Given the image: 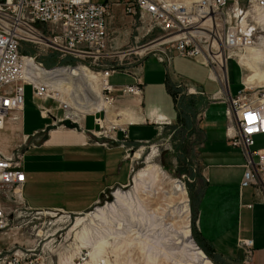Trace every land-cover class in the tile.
<instances>
[{
	"label": "built area",
	"instance_id": "built-area-1",
	"mask_svg": "<svg viewBox=\"0 0 264 264\" xmlns=\"http://www.w3.org/2000/svg\"><path fill=\"white\" fill-rule=\"evenodd\" d=\"M113 5L120 6L124 16L135 25L147 23V32L156 29L174 35L172 41L178 57L201 60L208 69V78L219 86L217 93L225 95L224 114L231 126L229 130H233L228 138L245 157L241 187L259 184L264 173V151L255 146L256 137L264 135V86H246L232 95L226 67L229 60L238 55L240 61L239 55L251 49L261 53L264 62V0H0V131L8 122L21 119L25 87H30L35 99L55 102L56 110L61 112V116H54L51 109L38 106L41 117L52 118L43 130L45 134L52 128L84 132V120L90 116L98 128L97 138L103 139L100 145H118L129 156L133 147L129 144L128 126L120 122L123 112L116 106L120 99L141 104L144 84L141 77L119 90L109 83L114 73L123 71L119 66L101 62L109 57L104 51L107 15ZM35 46L39 51L30 54ZM49 48L58 51V63L44 66L39 58ZM150 53L159 63L169 66L167 54ZM82 68L88 72L99 70L92 78L99 87L95 97L77 93L75 80ZM172 92L178 110L183 94L196 93L182 85ZM148 122L160 128L172 125L160 114H149ZM24 149L25 142L8 152L0 150V192L14 203L8 207L0 202V240L17 228L22 213L30 212L21 202ZM254 246L252 239L239 241L244 264L252 263ZM0 264L47 262L34 249H24L0 251Z\"/></svg>",
	"mask_w": 264,
	"mask_h": 264
},
{
	"label": "rangeland",
	"instance_id": "rangeland-1",
	"mask_svg": "<svg viewBox=\"0 0 264 264\" xmlns=\"http://www.w3.org/2000/svg\"><path fill=\"white\" fill-rule=\"evenodd\" d=\"M146 29L147 23L137 22L135 25L124 16L120 6L111 7L107 15L108 39L104 51L109 57L101 62L119 66L123 71L114 73L109 83L119 90L134 83L136 77H141L147 85L160 81L166 66L150 52L162 51L170 58L167 69L176 86L201 89L196 81L173 73L171 66L178 58L172 41L174 35L156 29L147 32ZM37 51L39 47L35 46L29 53ZM58 59V51L49 48L39 61L44 66H52L58 63ZM194 61L196 58L180 60L175 68L180 70L184 64V69L187 66V71L194 74L196 68L191 66ZM239 64L238 55L227 62L229 91L232 90L229 78L234 77L239 81L242 77ZM262 67L264 69L263 64ZM97 71L89 69L86 72L95 76ZM83 72L75 80L77 93L85 92L95 97L99 87L92 81V76L88 77ZM200 81L205 84L208 94L199 96L191 112L192 119L187 120L188 126L193 125L189 131L181 129L180 123L174 121L171 126H162L159 137L152 134L150 140L153 141L132 145L133 149L128 152V160L132 161L128 186L105 192L95 206L81 215L58 211L22 213L17 228L7 232L0 240V251L7 253L34 249L47 264L71 261L89 264V260H86L88 246L94 247L104 242L106 246L99 258L107 261V264H205L194 251V246L200 249L202 244L192 230L194 209L203 183L197 156L196 122L202 117L205 106L212 102L224 104L225 95L214 94L213 90L219 87L218 84L211 83L207 78ZM25 89L27 94L29 89ZM27 100L26 97L25 103ZM90 124L92 117L86 118L88 128ZM151 128L134 127L133 132L130 131L131 140L135 141V136H138L134 132H148ZM141 172L147 174L143 179L137 177ZM0 202L8 207L14 205L2 192ZM188 232L189 238L186 236ZM202 253L210 264H233Z\"/></svg>",
	"mask_w": 264,
	"mask_h": 264
},
{
	"label": "crops",
	"instance_id": "crops-1",
	"mask_svg": "<svg viewBox=\"0 0 264 264\" xmlns=\"http://www.w3.org/2000/svg\"><path fill=\"white\" fill-rule=\"evenodd\" d=\"M239 57L242 77L239 81L229 78L232 95L246 86H264V78L255 77L248 82L253 70L246 73L249 66H245L255 63L264 77L262 54L251 49ZM255 58L257 62H254ZM186 59L189 58H176L171 67L173 73L182 74L201 85V89L193 87L200 94H183L178 104L179 107L181 102L192 104L191 110H194L199 96L208 94L200 80L207 78L214 82L208 78V69L201 60L196 59L192 63L191 66L198 69H194V74L187 71L189 67L184 69V64L180 70L175 68L178 61ZM243 61L248 62L245 64ZM143 84L141 104L120 99L116 106L123 112L120 122L128 126L131 145L153 141L150 139L154 133L156 138L160 136L162 127L148 122L149 114L151 117L160 114L172 122H177L181 115L172 92L176 84L167 67L160 81L151 82V85L143 81ZM27 88L29 91L26 94L25 89L21 119L8 122L0 131V150L3 152L25 142L22 166L25 183L21 202L27 210L81 215L95 206L105 192L128 186L132 161L128 160L125 149L118 145L101 146L103 139L96 136L98 128L93 122L89 128L86 125V118L90 116L84 120V132L52 128L49 134H45L43 130L52 118L41 117L38 106L51 109L54 116H61V112L56 110L55 102L35 99L30 87ZM213 92L218 94V88ZM225 108V103L212 102L202 109V117L196 122L197 156L203 183L196 204L195 229L202 246L213 256L233 264L244 261L239 241L252 239L255 246L251 264H264V173H261L259 184L241 187L245 157L228 138V133L233 130H229L231 126L224 114ZM192 126H187L188 131ZM134 127L152 128L148 132H134L138 135L134 141L130 135ZM255 148L264 151V135L256 137Z\"/></svg>",
	"mask_w": 264,
	"mask_h": 264
},
{
	"label": "bare ground",
	"instance_id": "bare-ground-1",
	"mask_svg": "<svg viewBox=\"0 0 264 264\" xmlns=\"http://www.w3.org/2000/svg\"><path fill=\"white\" fill-rule=\"evenodd\" d=\"M241 54H244V53H241ZM240 54V55H241ZM239 55V56H240ZM245 55V54H244ZM243 58V57H242ZM244 60V59H243ZM258 61V59H254V62H257ZM245 64H247V62H245V61H243ZM255 63H251V64H248V65H245V66H249L248 67V69L249 70H253L252 72H253V75L251 74V77H249V81L248 82H251L252 81V78H255V77H258V78H264L263 77V75L261 74V72L258 70V69H256V65H254ZM81 71L83 72V73H85L88 77L89 76H92V74L91 75H89V73L88 72H86L87 70L86 69H81ZM85 74L83 75V76H85ZM250 76V75H249ZM92 78H95L94 76H92ZM91 78V79H92ZM90 81V80H89ZM254 81V80H253ZM97 86V85H96ZM153 117H154V115H153ZM146 175L147 174H145V173H140L137 177L138 178H140V179H143V178H145L146 177ZM119 198V197H118ZM119 200H120V198H119ZM187 236V238H189L190 237V235H189V232H188V234L186 235ZM105 246H106V244L104 243V242H99V243H97V245L96 246H94V247H89L88 246V248H89V252H88V254H87V259L86 260H89L88 262H89V264H107V261H103V260H100V253L104 250V248H105ZM76 247V246H75ZM194 251H196V254L198 255V257H199V259H201L205 264H210L209 263V261H207L206 259V257H205V255L197 248V247H195L194 246ZM102 261L104 262V263H102Z\"/></svg>",
	"mask_w": 264,
	"mask_h": 264
},
{
	"label": "trees",
	"instance_id": "trees-1",
	"mask_svg": "<svg viewBox=\"0 0 264 264\" xmlns=\"http://www.w3.org/2000/svg\"><path fill=\"white\" fill-rule=\"evenodd\" d=\"M169 91H171V88H168ZM191 108H192V104H184L181 102V106L179 107V115L180 117L178 118L177 122L180 123V125L182 126L181 129L186 130L188 129V121L189 120V116H191ZM195 219H196V206L194 209V214H193V224H192V230L193 233H196V229H195ZM198 237V236H197ZM200 249L207 255V256H211V252L209 250H207L204 246H201ZM213 256V255H212Z\"/></svg>",
	"mask_w": 264,
	"mask_h": 264
},
{
	"label": "water",
	"instance_id": "water-1",
	"mask_svg": "<svg viewBox=\"0 0 264 264\" xmlns=\"http://www.w3.org/2000/svg\"><path fill=\"white\" fill-rule=\"evenodd\" d=\"M196 245V244H195ZM198 249H199V247L198 246H196ZM200 251H201V249H199ZM202 252V251H201ZM206 257V256H205Z\"/></svg>",
	"mask_w": 264,
	"mask_h": 264
}]
</instances>
